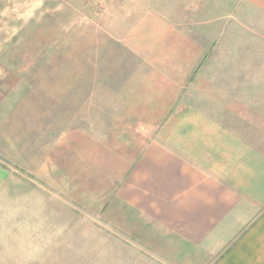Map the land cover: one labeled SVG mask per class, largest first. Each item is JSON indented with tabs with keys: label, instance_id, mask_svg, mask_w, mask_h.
I'll return each instance as SVG.
<instances>
[{
	"label": "rangeland",
	"instance_id": "1",
	"mask_svg": "<svg viewBox=\"0 0 264 264\" xmlns=\"http://www.w3.org/2000/svg\"><path fill=\"white\" fill-rule=\"evenodd\" d=\"M262 58L264 0H0V264H139L117 186L231 93L257 128Z\"/></svg>",
	"mask_w": 264,
	"mask_h": 264
},
{
	"label": "crops",
	"instance_id": "2",
	"mask_svg": "<svg viewBox=\"0 0 264 264\" xmlns=\"http://www.w3.org/2000/svg\"><path fill=\"white\" fill-rule=\"evenodd\" d=\"M242 66L246 99L252 74ZM259 66L264 80L263 58ZM232 94V121L212 122L193 144L148 141L117 186L139 264H264V104L257 144L252 106L232 104Z\"/></svg>",
	"mask_w": 264,
	"mask_h": 264
}]
</instances>
